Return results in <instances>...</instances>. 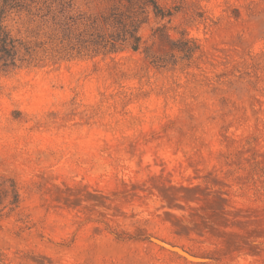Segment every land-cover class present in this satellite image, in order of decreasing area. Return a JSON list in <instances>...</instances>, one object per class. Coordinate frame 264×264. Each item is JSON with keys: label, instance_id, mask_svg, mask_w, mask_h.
I'll return each instance as SVG.
<instances>
[{"label": "rangeland", "instance_id": "rangeland-1", "mask_svg": "<svg viewBox=\"0 0 264 264\" xmlns=\"http://www.w3.org/2000/svg\"><path fill=\"white\" fill-rule=\"evenodd\" d=\"M153 1L0 0V264H264V0Z\"/></svg>", "mask_w": 264, "mask_h": 264}, {"label": "trees", "instance_id": "trees-1", "mask_svg": "<svg viewBox=\"0 0 264 264\" xmlns=\"http://www.w3.org/2000/svg\"><path fill=\"white\" fill-rule=\"evenodd\" d=\"M146 6L152 7V11L154 13V16L163 18V14H160L158 12V8L153 0H144ZM138 27L136 25H130V29L125 31V38L123 42H125V48L130 49L133 52H137L140 49L141 46V38L138 36ZM169 37V36H168ZM169 42L172 43V45H175L174 41L168 38ZM182 44H185V46H180L179 48H175L176 46H173L177 52H180L184 54L185 56H190L193 54V52L190 50L191 48L187 46L188 42L187 40L180 41ZM172 47V50H173ZM14 41L11 40V38L7 35V33L4 31V27L2 25V21L0 18V62L5 59H12L13 58V52H14ZM117 51L121 50H115L114 47H111V50H109V53H115ZM147 57V55H146ZM17 198V195H15Z\"/></svg>", "mask_w": 264, "mask_h": 264}, {"label": "water", "instance_id": "water-1", "mask_svg": "<svg viewBox=\"0 0 264 264\" xmlns=\"http://www.w3.org/2000/svg\"><path fill=\"white\" fill-rule=\"evenodd\" d=\"M162 243V242H161ZM163 245H166V244H164V243H162ZM170 247V246H169ZM171 249H174V250H176V248H173V247H170ZM188 256V255H187ZM188 257H190V256H188ZM190 258H192V257H190ZM192 259H195V258H192Z\"/></svg>", "mask_w": 264, "mask_h": 264}]
</instances>
